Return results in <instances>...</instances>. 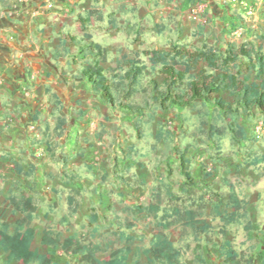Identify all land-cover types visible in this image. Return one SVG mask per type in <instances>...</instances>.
<instances>
[{
    "label": "rangeland",
    "instance_id": "obj_1",
    "mask_svg": "<svg viewBox=\"0 0 264 264\" xmlns=\"http://www.w3.org/2000/svg\"><path fill=\"white\" fill-rule=\"evenodd\" d=\"M9 1L21 3L0 0V27L12 21L6 10L10 7ZM60 1H67V8L76 10L74 2L55 0L56 12L63 8ZM49 2L41 0L40 7ZM196 4L202 5L205 23L179 17ZM115 5L112 0H84L80 5L84 10L81 19L91 16L86 25L91 24L93 31L101 29L103 20L100 19L105 13L111 19ZM248 5L249 14L243 5L232 0H150L148 7L152 16L143 27L154 34L149 33L147 39L134 36L130 42L139 48L125 50L141 67L143 84L149 79L148 59L144 55L149 48L171 49L175 45L195 50L206 43L223 49L216 33L220 30L217 20L222 12L227 14L231 32L240 30L239 36L234 35V42L247 43L264 54V0H251ZM139 6L135 1L128 9L138 13L142 9ZM52 7L42 8L44 14L50 13ZM4 40L8 42L7 38ZM5 41L0 48L8 47ZM113 49H110L109 61L104 63L107 68L116 66L114 56L120 49H114L116 54L112 53ZM239 64L244 69L245 61L240 60ZM31 79L25 78L23 84L14 85L18 82H9L0 75V220H13L11 209L20 191L34 195L37 217L31 225L35 243L51 252L48 256L51 264H79L71 251L74 233L88 247L94 242L95 234L98 240L107 242V248L100 253L103 257L123 246L117 239L118 230L138 238L132 248L149 247V240L157 231L154 220L134 215L126 207L147 203L151 192H163L165 185L182 196L178 202L181 205L203 207L197 229L199 239H194L189 231L182 233L179 227L164 231L182 248L180 264H223L218 253L221 222L213 213L217 202H221V207L230 204L229 210L246 212L241 224L227 227L226 237L248 259L244 264H264V115L258 110L241 109L240 124L246 138L237 143L226 129L218 150L207 137L209 124H224L219 115L221 111L214 104L197 100L161 110L151 101L148 92H139L124 100L130 104L129 109L112 108L100 101L84 82L72 80L69 84L73 89L61 93L62 107L55 113L40 81ZM156 79L160 81L161 77L157 75ZM54 86L66 85L58 81ZM221 96L230 99L226 92ZM57 116L66 121L64 125H58ZM136 120L141 123L140 138L133 128ZM158 131L162 134L160 140L156 138ZM177 150L189 158L193 174V185L185 193H182L184 177ZM255 158L260 162L253 163ZM16 163L32 169L33 173L18 175L14 170ZM65 172L74 174V179L66 181ZM71 189L78 192L79 209L75 215L67 216L65 222L62 217L67 215L66 195ZM164 204L172 205L167 199ZM91 214L97 215L93 223L88 222ZM205 235L212 238L211 244L205 242ZM0 264L23 263L6 262L0 253ZM128 264L159 263L152 252L150 261L143 258L136 262L131 258Z\"/></svg>",
    "mask_w": 264,
    "mask_h": 264
},
{
    "label": "trees",
    "instance_id": "obj_2",
    "mask_svg": "<svg viewBox=\"0 0 264 264\" xmlns=\"http://www.w3.org/2000/svg\"><path fill=\"white\" fill-rule=\"evenodd\" d=\"M80 29L83 32L82 42L77 41L70 34H63L64 43L74 46V54L83 63L79 73L89 87L90 91L104 104L115 108L129 109L130 104L124 100L130 99L139 92H148L151 101L161 110L170 107H182L200 100L202 104H214L221 111L224 124L215 126L209 124L207 137L219 150L221 140L226 129L231 139L239 142L246 138L244 127L240 124L241 109H252L264 115V54L249 47L247 43L237 44L227 42L223 49H217L206 43L195 50H186L175 45L170 50H153L147 56L149 79L144 85L142 82V69L133 59L123 57L114 68H105L103 63L107 60L108 49L94 42L87 32L86 23L90 17L79 18ZM59 52L54 54L57 58ZM245 61L241 69L239 61ZM160 76L158 81L156 76ZM48 92V89L46 90ZM226 92L229 100L221 96ZM55 113L62 107V101L57 94H50ZM213 118V117H211ZM214 119V118H213ZM216 119V118H215ZM214 119V121H215ZM58 125L65 124V120L57 116ZM136 136H142L140 121H133ZM156 138H162L161 132L156 133ZM178 165L184 177L185 193L187 187L193 185V174L190 169V160L184 153L177 150ZM255 158L253 163H259ZM15 172L20 176H30L32 169H24L16 163ZM68 180L74 179V174H65ZM161 188V187H160ZM57 192V190H54ZM162 191V190H161ZM152 191L150 199L145 204L127 206L126 209L134 215H145L154 220L157 230L149 240V247L133 244L138 238L123 230L116 231L117 239L123 243L114 254L106 257L100 253L107 248V242L98 240L97 234L94 242L88 247L79 239L76 233L73 236L71 251L78 257L79 264H128L131 258L135 261L141 259L151 260L154 252L159 264H180L183 255L182 248L176 245L164 231L179 227L182 233L188 231L194 239H199L198 223L202 216V206H184L178 203L181 195L172 192L164 186L163 192ZM77 190L71 189L66 195L67 215L62 219L67 222V216H73L79 209ZM167 199L172 205H165ZM264 204V199H263ZM227 206L232 207L230 204ZM227 206L221 207V202L213 206V213L219 218L221 242L218 244V253L223 264H244L248 259L243 258L231 240L227 239V227L241 224L246 217V212L229 210ZM11 213L14 218L11 222L0 220V253L5 256L6 262L12 260L23 264H51L50 251L42 250L35 243V231L32 227L33 220L37 217V200L34 195L24 191L19 192ZM97 220L96 214L88 217V222ZM101 237V236H100ZM207 244H211L210 236H203Z\"/></svg>",
    "mask_w": 264,
    "mask_h": 264
},
{
    "label": "crops",
    "instance_id": "obj_3",
    "mask_svg": "<svg viewBox=\"0 0 264 264\" xmlns=\"http://www.w3.org/2000/svg\"><path fill=\"white\" fill-rule=\"evenodd\" d=\"M19 1L21 2L20 4H12L9 1L10 7L6 8V10L9 11L8 13L12 21L5 22L0 27V46L5 41V38L8 39V42L5 41L8 47L5 49L0 48V75L9 82H18L14 85H21L25 82V78L28 81L32 80L31 77H33L36 81H40L39 84L42 85L45 94L49 98L50 94L54 93L61 99V93L73 89L69 82L72 80L84 82L79 73L83 60L75 56L74 46L64 43L62 39L63 34H70L77 41L82 42L83 32L80 29V22L78 20L84 12L80 8L84 0H69L76 3L75 11L67 8V1H60L59 5L63 8L59 12H56L58 6L54 4L56 3L55 0H49L50 2L42 7H40L41 0ZM112 1H114V5L116 4L112 18L110 19L105 13L102 19H100L103 20L100 22L103 28L100 26L101 29L93 31L91 30L92 25L88 24L87 32L91 35L94 42L108 49V57L105 62H108L110 59L109 55L112 47L120 49L119 54L114 56V62L117 64L123 57L133 59L128 51H125L126 48H139L136 43L130 42V39L132 40L136 35L141 39H147L149 33L153 32L147 27H143L144 23L150 21L152 15L148 7L150 0ZM135 1H137V6L141 3L139 7L142 9L138 13L128 9V6L132 5ZM48 6L53 7L50 9V13L44 14L42 8ZM184 13L182 15L179 14V17H185ZM219 14L217 23L220 25V30L216 31V33L220 44L225 47L227 42H234V38L236 37L231 32L232 28H230L227 22V14L225 12ZM108 24H110L109 27H107ZM223 24L227 25V27L223 28ZM228 31L231 33L232 39ZM146 43L147 45L149 44V42ZM208 45L217 48L213 44ZM140 46L143 47L144 44L142 43ZM114 49L112 53L116 54ZM153 50H170V48L162 46L149 48V50L144 51L145 57L147 58ZM56 52L60 53L57 58L54 57ZM8 55H11V57H8ZM58 81H62L66 86L57 88L54 84ZM47 89L48 92L46 91ZM10 93L7 92L6 94L9 95ZM15 97L17 98V96ZM23 103H26V101H23ZM15 104L19 105L20 103L15 102ZM11 109L17 110L16 108Z\"/></svg>",
    "mask_w": 264,
    "mask_h": 264
},
{
    "label": "built area",
    "instance_id": "obj_4",
    "mask_svg": "<svg viewBox=\"0 0 264 264\" xmlns=\"http://www.w3.org/2000/svg\"><path fill=\"white\" fill-rule=\"evenodd\" d=\"M232 1L243 5V7L246 9V13L248 14L251 13V8L248 5V2L251 0H232ZM201 11H202V5L196 4L194 7H192L191 9L185 12V17L195 22L205 23V18L201 16ZM233 34L235 36H239L240 30L236 29Z\"/></svg>",
    "mask_w": 264,
    "mask_h": 264
}]
</instances>
